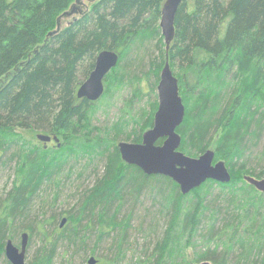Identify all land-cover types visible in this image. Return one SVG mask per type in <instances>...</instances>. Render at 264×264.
<instances>
[{
	"label": "trees",
	"instance_id": "16d2710c",
	"mask_svg": "<svg viewBox=\"0 0 264 264\" xmlns=\"http://www.w3.org/2000/svg\"><path fill=\"white\" fill-rule=\"evenodd\" d=\"M75 1L0 0V133L5 135L12 126L36 128L64 140L61 148L40 147L31 161L29 182L20 179L4 198L0 264H11L5 246L17 235L12 230L16 216L28 220L37 191L63 169L59 156L67 150L75 152V146L94 147L88 133H80L87 132L92 119L87 110L91 104L77 97L80 69L89 61L84 75L91 74L99 52L142 44L155 35V26L149 25L151 19H161L166 0H100L72 25L49 36ZM194 2L186 14L180 7L169 51L171 60L179 51L188 61L183 76H178L184 93L197 89L207 72L206 84L214 94L231 71L228 49L242 59L231 98L216 94L211 102L201 101L192 119L184 101L186 117L177 129L182 137L180 150L192 157L203 154L208 147L202 143L201 131L211 124L216 108L223 111L217 121L222 131L217 133L215 162L225 161L231 182L209 180L184 195L170 178L148 176L126 164L118 144H112L102 174L78 197L79 206L66 228L40 229L44 245L31 264H53L58 246L67 247V255L74 249L86 264L92 257L96 264H264V194L244 180V175L264 178V166L260 171L251 166L264 157V0ZM109 3L112 21L103 12ZM146 15L150 17L145 20ZM221 19L226 22L225 32L217 26ZM88 28L93 31L87 32ZM110 40L114 46L100 47ZM163 40L151 66L165 61ZM35 47V58H29ZM198 50L211 57L191 76ZM154 74L159 82V67ZM157 109L153 105L133 142L140 143L144 131L153 126ZM3 142L0 138V164L6 158Z\"/></svg>",
	"mask_w": 264,
	"mask_h": 264
},
{
	"label": "rangeland",
	"instance_id": "374dc122",
	"mask_svg": "<svg viewBox=\"0 0 264 264\" xmlns=\"http://www.w3.org/2000/svg\"><path fill=\"white\" fill-rule=\"evenodd\" d=\"M99 1L80 0L79 7L85 14L90 11L93 4ZM187 2L189 3V8L187 5L185 6V2L181 5L182 14H186L195 3L194 0H187ZM71 10L72 8L65 11L69 12ZM103 12L107 16V21L113 20V4L109 3L106 5ZM75 17H80L78 11L71 13L70 16L63 17L62 26L67 27L69 22ZM146 17L149 18L150 15H146L145 20ZM151 21L152 23L149 26H155L157 30L155 35H152L142 44L132 46V43H130L122 50H117L120 53L119 61L113 70V74L111 72L105 80L106 90L103 96L98 101L91 102V105L87 107L88 114L92 119L87 132L80 131V133H88L89 139L95 142L94 147L87 150L84 147L78 148L75 146V152L71 150L64 151V154L62 153L57 161L61 165H64L63 169L54 173L50 180L46 179L40 190L37 191L38 196L34 198L27 212L28 220H24L25 215L22 216L21 214L22 217L16 216L12 230L15 228L14 230L17 235L14 233V237H11L14 244L20 247L23 232L31 235L26 258L27 264H31L40 256L39 250L44 245L45 238L41 234L40 229L44 227L47 232L57 230L61 217L67 211L71 210V213L76 212L79 206V204H76V200L83 192L97 182V179L103 172L106 156L111 150L112 144L116 145L123 141L133 142L135 134L139 132L140 127L145 124L146 119L150 115L153 105H158L157 85L159 82L154 73L157 67L160 68L161 73L166 58L162 65L151 66L159 56L161 37L164 39L162 29L160 28L161 19H151ZM120 24L122 25V23ZM217 26L219 29L221 27L223 32L226 31V22L224 23L223 19L218 22ZM140 30V33H142L144 29ZM89 31H93V29L88 28L87 32ZM227 32L225 33V38H227ZM81 34L80 36H83ZM45 41H48V39ZM163 43L166 47L164 40ZM105 46H114L113 40L108 41V44H103L100 47ZM52 47L56 48V44L54 43ZM36 50V47L31 50L30 54L32 53V56L29 58H35L33 53ZM175 53L176 57L173 60L169 58L171 69L176 77H182L188 61L184 56L180 55L179 51ZM210 57L204 51L198 50L195 65L193 66L194 72L190 73V75L194 76L200 63L208 60ZM241 59L242 56L240 58V56L235 55L231 51V48L228 49V63L231 71L223 78L222 84L214 91V94L212 93L211 95V86L208 88L206 84V81L208 83L210 77V74H207V72L204 73L203 79L197 89H187L188 91L184 98L191 119L197 116L201 101L210 100L209 102H211V98L216 94H226L225 99L228 96L231 98L232 94L236 91V70L237 64ZM89 65L90 62L88 61L85 68L80 69L79 81H82V84L90 76V74L84 75ZM154 67L155 69L153 70ZM181 90L183 92L186 90L184 85L181 86ZM216 109L217 112L213 114L214 119H212L211 124L208 128L201 131L203 145L213 150L218 134L222 131V128L219 129L217 121L223 111L218 108ZM35 129L12 126L5 129V135L3 132L0 133V138L4 140L3 143L6 146V158L2 160L3 164H0V205L2 200L18 185L20 179L24 180V184L29 182L28 180L32 170L31 161L36 157L39 148L45 147V142H42L37 137L39 134H49ZM51 145L54 148H58L54 142ZM262 146H264V143ZM61 147H63V142ZM0 152L3 153V151ZM251 166L257 168V171H260L264 166V157L260 162L256 161ZM55 218L57 219V223H48ZM46 223L49 225L45 228ZM162 229L163 226H161L160 231ZM66 250L67 247L58 246L53 264H66L68 262L72 264H86L79 254H74V249H70L71 253L68 255L66 254ZM189 252H192V249Z\"/></svg>",
	"mask_w": 264,
	"mask_h": 264
},
{
	"label": "water",
	"instance_id": "95a60500",
	"mask_svg": "<svg viewBox=\"0 0 264 264\" xmlns=\"http://www.w3.org/2000/svg\"><path fill=\"white\" fill-rule=\"evenodd\" d=\"M184 1L166 0L162 7L160 28L166 44V62L157 85L159 102L153 127L143 133L142 142L123 141L118 143V147L122 160L126 164L137 166L148 176L158 175L170 178L178 184L181 193L187 195L209 180L230 183L232 174L225 161L215 162L216 152L213 149H207L198 157L189 156L180 150L182 137L177 129L185 120L186 106L180 94L179 79L171 69L169 51L176 36L177 14ZM70 13L65 12L63 16H68ZM59 27L60 24L49 36L55 34ZM119 55L112 50L101 51L98 54L94 70L78 89L79 99L95 102L103 96L104 80L116 68ZM38 138L45 142L51 140V137L46 134H39ZM244 179L264 193V178L245 175ZM66 220L63 219V225ZM28 240L29 234L23 233L21 249L12 239L7 240L5 254L11 264H26ZM89 264H96L94 257L89 260ZM199 264L213 263L204 261Z\"/></svg>",
	"mask_w": 264,
	"mask_h": 264
},
{
	"label": "flooded vegetation",
	"instance_id": "af4514ba",
	"mask_svg": "<svg viewBox=\"0 0 264 264\" xmlns=\"http://www.w3.org/2000/svg\"><path fill=\"white\" fill-rule=\"evenodd\" d=\"M80 0H76L75 1V3L73 4V6H71L70 8H72V10L71 11H69V12H71V13H73V12H75V11H78V13H79V15H80V17L82 16V15H84V12L83 11H81V9H80V7H79V3H81V2H79ZM69 8V9H70ZM65 12H68V11H65ZM65 12H63L62 13V15L59 17V19H58V22H57V26H59V24H60V27H59V29L57 30V32L55 33V34H53L52 36H55L56 34H58L65 26H62V18L63 17H67V16H63V14L65 13ZM71 13H70V15H71ZM70 15H68V16H70ZM79 17V18H80ZM79 18H73V20L71 21V22H69V24L67 25V27L68 26H70V25H72V23H74L75 21H77ZM59 23V24H58ZM57 29V28H56ZM116 52H118L119 53V51H116ZM120 54V53H119ZM94 70V69H93ZM92 70V71H93ZM114 70V69H113ZM113 70L111 71L112 72V74H113ZM110 72V73H111ZM109 73V74H110ZM108 74V75H109ZM108 75L106 76V78H105V80L107 79V77H108ZM178 79H179V77H177ZM105 80H104V85H105ZM81 84H82V82H81ZM81 84L78 86V87H80L81 86ZM179 88H180V94H181V96H182V98H183V101H185V96H186V93H184L182 90H181V87H180V84H179ZM79 89V88H78ZM78 89H77V92H78ZM105 90H106V85H105ZM80 100H86V99H80ZM88 101V100H87ZM89 103H91L92 101H88ZM185 104V103H184ZM153 127V126H152ZM152 127H150V128H152ZM149 128V129H150ZM148 130V129H147ZM146 130V131H147ZM47 135H49L50 137H51V140L50 141H48V142H45V141H42V142H45V144H44V146L45 147H43V148H47L48 147V145H49V147H52V143L54 142V144H56L57 145V147L59 148H61V145H62V142L64 143V140L62 139L61 140V138L60 137H58L57 135H53V134H47ZM143 135V134H142ZM55 137L57 138V139H55ZM38 138V137H37ZM40 140V139H39ZM163 141V140H162ZM162 141H160V143H162ZM142 142V141H141ZM48 147V148H49ZM2 154V153H1ZM4 206H5V201H4V199L2 200V202H1V205H0V224H1V222H2V219H3V217H4V215H3V210H4ZM71 215H72V213L70 212V211H67V213L65 214V215H63L62 217H61V221H60V223H59V227H58V230H64V228H66V226H67V223L69 222V219H70V217H71ZM63 219H67L66 220V223L63 225ZM57 221V219L55 218L54 220H53V222L52 223H57L56 222ZM66 225V226H65ZM23 233H25V232H23ZM22 233V234H23ZM27 233V232H26ZM29 234V233H28ZM22 236V235H21ZM30 234H29V240H28V245H27V250H26V258H27V251H28V248H29V245H30ZM18 247V246H17ZM20 249H21V245H20V247H19ZM27 264V263H26Z\"/></svg>",
	"mask_w": 264,
	"mask_h": 264
},
{
	"label": "bare ground",
	"instance_id": "6f19581e",
	"mask_svg": "<svg viewBox=\"0 0 264 264\" xmlns=\"http://www.w3.org/2000/svg\"><path fill=\"white\" fill-rule=\"evenodd\" d=\"M245 176V175H244ZM245 180V179H244ZM247 182V181H246ZM249 184V183H248ZM257 190V189H256ZM259 192V191H258ZM261 193V192H260ZM264 194V193H263Z\"/></svg>",
	"mask_w": 264,
	"mask_h": 264
}]
</instances>
